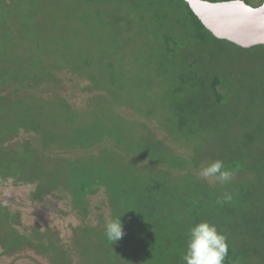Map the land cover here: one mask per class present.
<instances>
[{"label":"trees","instance_id":"16d2710c","mask_svg":"<svg viewBox=\"0 0 264 264\" xmlns=\"http://www.w3.org/2000/svg\"><path fill=\"white\" fill-rule=\"evenodd\" d=\"M245 1L253 7L264 3ZM87 2L85 11L74 17L77 31L73 36L98 42L100 48L98 56L83 57L75 52L81 47L73 43L69 55L74 70L107 90L118 109L133 106L140 114L152 106L153 114L147 112L144 117L155 120L162 132L191 153V158L168 149L149 130L142 133L136 122L117 130L112 120L105 118L75 131L68 127L61 130L41 120L30 102L20 104L8 98L5 90L10 86H0V182L12 177L20 185L36 184L30 195L33 201L40 197L44 202L51 194L60 198L71 207L64 218L72 214L81 221L75 232L85 228L81 224L93 214L92 200L100 187L99 171L95 170L98 159L76 158V143L89 147L99 138L110 140L122 132L135 158L147 159L160 169L134 161L127 170L120 164L107 170L109 173L99 172V185L106 180L114 186L110 214L112 219L121 216L127 240L113 243L105 230L95 231L92 226L90 231L75 233L72 248L63 242L58 227L45 231L31 228L29 234L21 235L14 224L23 226L22 222L18 216L3 212L0 203V228L8 230L2 254L27 248L49 264H185L182 257L188 231L207 220L227 237L225 264H263L264 45L247 49L216 38L186 0ZM14 16L18 24L13 27L21 38L29 34V40L39 39L34 28L27 27L28 34L24 33L19 13ZM8 22L5 0H0L1 37H11L6 33ZM30 43V50L41 54L49 51ZM6 55L4 64L12 69L7 72H16L19 57L9 59ZM7 79L4 75L0 81L4 84ZM31 124L36 125L35 132L28 128ZM66 131L72 137L63 148L59 139L68 134ZM211 143L218 149L215 157L236 172L234 175L247 168L254 173L233 177L226 184L201 178L197 159H202ZM181 167L187 172L175 175ZM226 192L232 196L230 201L223 200ZM106 206L99 207L100 212ZM252 224L259 225V235L248 232L247 226Z\"/></svg>","mask_w":264,"mask_h":264},{"label":"rangeland","instance_id":"374dc122","mask_svg":"<svg viewBox=\"0 0 264 264\" xmlns=\"http://www.w3.org/2000/svg\"><path fill=\"white\" fill-rule=\"evenodd\" d=\"M86 3H88L87 0H5L7 14L10 18V22H8L9 31L6 33L11 34L10 38L0 36V79L4 75L8 78L4 84L0 81V86L2 87L5 84L10 86L9 90H5V95L12 100H18L20 104L23 101L30 102L31 109L38 110V116L41 120L52 122L57 127H61V130L68 127L69 130L75 131L80 126L85 128L91 122L105 118L112 120V126L116 127L117 130L128 128V124L136 122L140 125L139 128L142 133L145 132V129L149 130L150 133L157 136L158 141L164 146L189 160L191 158L189 151L183 150L168 134L162 132L155 120L144 117L147 112L153 114L152 106L148 105L145 108L146 112L141 111L140 114L133 106L123 105L118 109L114 97L107 90L74 70L73 60L69 55L70 46L73 43L81 47L79 51L76 50L75 52L83 57L98 56V49L100 48L98 42L92 43L90 40L80 39V37L74 39L73 36V31H77V23L74 17L78 16L79 11H85L83 6L85 7ZM14 8H18V12H12ZM16 13H19L18 19L22 21L21 26L24 33L28 34L27 30L34 28L38 34V40H36V36V39L33 37L34 40H29L31 36L29 34L24 38L19 36L16 26L13 27L14 24H18L14 16ZM26 23H29V26ZM31 41L41 45L42 48L48 47V53L41 54L37 49L30 50ZM3 49H7L5 54H2ZM19 49L24 53L18 52ZM116 50H119V48H116ZM6 54H9V59L19 57L18 62H16L19 69L16 72H7L11 68L6 63L4 64L5 58H8ZM15 89L17 90L15 91ZM0 90V94H2L3 89ZM150 117L153 118V116ZM35 126V124H31L28 128L34 131ZM64 133L68 134L61 136L59 139V141H63L59 143L63 148L69 145V138L72 137L69 132ZM138 133L140 134V132ZM24 137L26 136L24 135ZM97 140L89 147L82 145L80 142L76 143L78 145H74V148L77 151L79 150L76 152V158L85 156L87 161L90 162L97 158L98 162L95 170L97 169L99 172L116 169L120 164L127 170L131 165H134V161H138L137 165L139 166H141V163H145L156 170L159 169L156 164L147 159L138 160V158H135L131 148L126 145V139L122 132L113 136L110 140L101 138ZM54 143L51 142L52 145ZM212 145L211 143L209 149H206V154L202 156L201 160L197 159L200 167H207L217 159L215 152L218 149L216 145L213 147ZM191 164H189L190 167ZM90 169L92 168L90 167ZM138 170L140 171L139 167ZM99 172L97 184L100 187L97 195L92 200L93 214L89 216L87 223L81 224L85 228L80 227L78 232H75V227L81 221L72 214L65 215L64 218V212H69L71 209L66 202L60 200V198L57 199L52 194L48 195L44 202L40 200V197H36L33 201L30 195L34 194L36 184L20 185L12 177L0 182V203L4 208L3 212L6 210L10 213V216H18L23 226L14 224V227L21 235L29 234L31 228H39V230L45 231L49 228L55 230L58 227L62 230L63 242L72 248L74 247L75 233L79 235L84 231L87 232L86 230L90 231L89 227L91 226L94 227L95 231L98 230L103 233L106 222L112 219L110 214L112 202L110 191L113 190L111 187L114 186L106 180L100 182L99 185L98 179L101 176ZM186 172L187 169L181 167L178 174L175 171L173 174L179 175ZM252 173L254 171L247 168L241 174L233 177L237 178L243 174ZM3 179H6V177L2 176ZM212 181L215 182L214 179ZM115 186H118V184L115 183ZM101 206H106V208H103V212L99 210ZM1 214L3 213L0 211ZM247 227L252 236L261 233L259 225L252 224ZM7 232L6 227L0 228V264H49L45 257L38 256L27 248H21L20 251L3 255L2 245L7 244L5 240ZM88 235H90L89 232ZM122 238L127 240L128 236L124 234ZM95 242H91V244ZM74 257L78 258V255Z\"/></svg>","mask_w":264,"mask_h":264},{"label":"water","instance_id":"95a60500","mask_svg":"<svg viewBox=\"0 0 264 264\" xmlns=\"http://www.w3.org/2000/svg\"><path fill=\"white\" fill-rule=\"evenodd\" d=\"M186 2L216 38L247 49L264 45V7H253L245 0Z\"/></svg>","mask_w":264,"mask_h":264},{"label":"clouds","instance_id":"9594fccd","mask_svg":"<svg viewBox=\"0 0 264 264\" xmlns=\"http://www.w3.org/2000/svg\"><path fill=\"white\" fill-rule=\"evenodd\" d=\"M264 7V4L261 5ZM201 178L214 179L220 184H226L233 178V171L225 167L223 160L217 159L207 167L200 169ZM232 196L225 193L224 201H230ZM121 216L111 219L105 224V235L113 243L124 236ZM229 254V244L226 235L218 227L205 220L190 227L186 243V251L182 257L185 264H225Z\"/></svg>","mask_w":264,"mask_h":264}]
</instances>
